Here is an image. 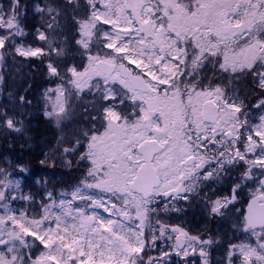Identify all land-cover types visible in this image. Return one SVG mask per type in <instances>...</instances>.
I'll use <instances>...</instances> for the list:
<instances>
[{
  "label": "snow or ice",
  "instance_id": "6c2138e0",
  "mask_svg": "<svg viewBox=\"0 0 264 264\" xmlns=\"http://www.w3.org/2000/svg\"><path fill=\"white\" fill-rule=\"evenodd\" d=\"M17 58L55 82L45 115L58 128L91 97L89 126L57 141L88 167L37 203L27 168L0 166V264H209L214 241L167 215L225 178L228 195L203 198L209 215L239 218L221 264H264V0H0V66ZM249 80L262 94L251 108ZM17 115L0 105V128L20 132Z\"/></svg>",
  "mask_w": 264,
  "mask_h": 264
},
{
  "label": "trees",
  "instance_id": "16d2710c",
  "mask_svg": "<svg viewBox=\"0 0 264 264\" xmlns=\"http://www.w3.org/2000/svg\"><path fill=\"white\" fill-rule=\"evenodd\" d=\"M26 2L39 3L40 0H26ZM59 2L63 3V0ZM27 24L29 31L33 26H39L34 9H29ZM65 35L69 41L73 39L70 23L65 29ZM0 74L3 75L0 105L12 109V101L17 100L19 96H24L31 102L24 106L21 115L17 112V118L23 121L20 136L16 137L17 133L0 128V166L9 167L7 162H11L13 166L17 164L26 167L28 173L22 177L21 187L24 189V194H31L34 198L39 196V192L40 194L44 191L56 193L60 188L69 190L79 182L87 166L84 161L78 162L76 155H65L62 152L63 147L70 145L57 144L61 136H65L66 128L74 124L73 120L68 127L60 125L58 128L54 120L44 118L42 93L54 86L55 82L48 78L43 63L21 62L19 58L16 61L7 60L6 64L1 66ZM87 99L90 100L86 95L85 100ZM79 103L81 99L76 101L74 111H78ZM75 122L79 123V121ZM68 161H71L70 165ZM37 180L40 183H37Z\"/></svg>",
  "mask_w": 264,
  "mask_h": 264
},
{
  "label": "flooded vegetation",
  "instance_id": "af4514ba",
  "mask_svg": "<svg viewBox=\"0 0 264 264\" xmlns=\"http://www.w3.org/2000/svg\"><path fill=\"white\" fill-rule=\"evenodd\" d=\"M241 98L251 101L253 99H259L261 92L255 87L249 80L240 85ZM228 178L221 180L220 182H210L204 187V190L199 195L193 194L190 201V209L195 212V227L192 234L199 235L201 238H211L214 242L206 249L208 252V262L213 264L214 262H221L225 256L226 249L229 243L238 242L242 238V234L238 231L239 218L234 211H228L225 215H209L207 208L205 207L203 198L205 195L212 196L213 199L216 196H224L229 194L231 182L227 181ZM213 192L215 195H213ZM248 198L246 191L241 194L240 200L244 201ZM188 201V202H189ZM188 202L181 201L178 204ZM237 208H242V203L236 205ZM195 264H200L201 258L198 255L191 256Z\"/></svg>",
  "mask_w": 264,
  "mask_h": 264
},
{
  "label": "rangeland",
  "instance_id": "374dc122",
  "mask_svg": "<svg viewBox=\"0 0 264 264\" xmlns=\"http://www.w3.org/2000/svg\"><path fill=\"white\" fill-rule=\"evenodd\" d=\"M1 68V66H0ZM52 87H55L52 86ZM0 88H1V83H0ZM51 88V87H50ZM44 93H45V90L43 91L42 93V100H43V109L44 111H46V107H45V97H44ZM86 96V95H85ZM85 96H83L81 98V103L78 104V111H73V114L71 115V117L68 119V120H65L61 123V125H63L64 127H68L69 126V123L71 120H73L74 124L72 123L68 128H66L65 130V136L64 138L67 140L71 137V134L74 130L78 129V128H81V127H84V128H87L89 126V123H88V118H87V115L84 111L85 108H88L89 107V101L91 100V97L89 96L90 100H85ZM260 97H262V94L260 95ZM243 99V98H242ZM260 99V98H259ZM0 101H1V89H0ZM245 103L249 106V108H251V106L253 104H255L258 99H253V100H245ZM26 104H21L19 102V100H14L12 101V110H15V113L17 112H20V115L22 112H24V106ZM48 110H50V105H49V108ZM45 114V112H44ZM252 115L255 117L258 115V113L256 111H253L252 112ZM48 120H53L49 117H47L46 115H44ZM76 119V120H75ZM75 121H79V123H76ZM81 123V124H80ZM23 128V125L21 126V129ZM8 132H13V133H17L16 134V137L20 136V132H15V131H11L9 129H7ZM8 142H10V140H8ZM86 166L88 167V164L87 162L85 163ZM14 165H17V164H14ZM20 166V165H19ZM24 167V166H23ZM28 173V170L26 173H22L20 178H21V181H22V177L24 175H26ZM233 176H235V173H233ZM227 181L231 182V179H227ZM76 185V184H75ZM21 186H22V183H21ZM74 186V185H73ZM73 186H71V188H69V190H65V189H57L56 193H60V192H70L73 188ZM23 192H24V189H22ZM45 193L46 191H44L43 194H40L39 192V196L37 198H35L36 202L39 203L41 200L45 199ZM247 193V191H246ZM248 194V193H247ZM191 198V197H190ZM19 206V205H18ZM24 206H28L27 204H25ZM177 208H180L182 209V211H179V212H176V211H170L167 215V220L169 223L171 224H176V225H180L182 227H184L187 231H189L191 234H192V231H193V228L195 227V212L193 210L190 209V201L185 204V203H181V204H177L176 205ZM39 209H37L38 211ZM192 230V231H191ZM190 260H192L191 256L188 258ZM200 264H202V261L199 262ZM213 264H221V262H214Z\"/></svg>",
  "mask_w": 264,
  "mask_h": 264
}]
</instances>
